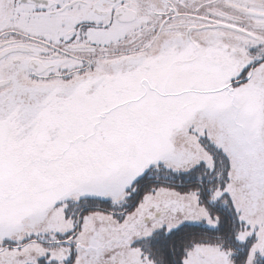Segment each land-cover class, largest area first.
Instances as JSON below:
<instances>
[{"label": "snow or ice", "instance_id": "6c2138e0", "mask_svg": "<svg viewBox=\"0 0 264 264\" xmlns=\"http://www.w3.org/2000/svg\"><path fill=\"white\" fill-rule=\"evenodd\" d=\"M0 264H264V0H0Z\"/></svg>", "mask_w": 264, "mask_h": 264}]
</instances>
